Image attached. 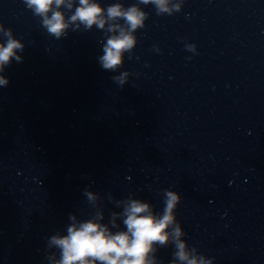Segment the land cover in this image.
Listing matches in <instances>:
<instances>
[{
	"label": "clouds",
	"instance_id": "1",
	"mask_svg": "<svg viewBox=\"0 0 264 264\" xmlns=\"http://www.w3.org/2000/svg\"><path fill=\"white\" fill-rule=\"evenodd\" d=\"M28 9L37 16L42 17L43 26L47 32L56 39L66 35L70 25L79 28L91 29L94 25L98 29H105L113 33L108 37L103 47V55L98 57L101 68L105 71L115 72L122 64L123 53L130 50L135 44L132 33L143 27L147 15L136 5L124 8L116 3L107 7L106 11L95 0H78L74 14L67 20L61 6L71 10L75 0H23ZM143 4H154L158 14L171 11L168 0H139ZM179 10V5L174 6ZM123 20L125 28L116 21ZM112 21V23H109ZM0 33L6 41L0 43V73L15 59L21 62L17 50L23 51L24 45L19 39L13 38L12 30L5 29L0 24ZM188 50H194V46H188ZM127 73L114 76L112 79L123 86ZM9 80L0 75V87H6ZM85 195L89 201L94 202L96 195L85 189ZM164 208L161 215L154 214L149 203L139 199H129L124 203L122 213H113L124 217L125 231L111 232L107 225L97 222L96 219H88L77 224L73 223L67 228V235H54L48 241L49 246H55L60 250V259L54 264H156V245L166 246L171 239L174 244L173 260L171 264H211L202 256L197 257L190 252L186 243L181 240L184 235L180 224L177 222L175 209L180 201V196L173 191H164ZM102 219V216L100 217ZM70 219L75 220L74 216ZM113 225L115 220L113 219Z\"/></svg>",
	"mask_w": 264,
	"mask_h": 264
}]
</instances>
